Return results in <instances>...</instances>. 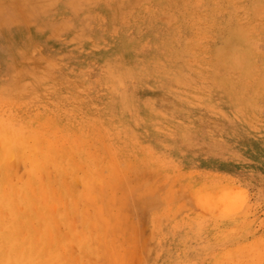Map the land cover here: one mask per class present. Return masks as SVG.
Here are the masks:
<instances>
[{
	"label": "rangeland",
	"instance_id": "1",
	"mask_svg": "<svg viewBox=\"0 0 264 264\" xmlns=\"http://www.w3.org/2000/svg\"><path fill=\"white\" fill-rule=\"evenodd\" d=\"M262 9L264 0H0V112L95 125L116 151L118 182L102 178L104 195L87 188L73 200L80 211L98 194L102 215L115 211L112 239L90 231L109 248L81 257L82 222L50 223L65 237L75 230L63 243L77 264H264ZM61 132L51 135L59 147ZM77 143L62 147L82 177ZM97 152L100 164L110 158ZM17 165L13 178L26 181ZM63 166L61 187L58 164L39 177L50 193L38 203L53 211L87 190Z\"/></svg>",
	"mask_w": 264,
	"mask_h": 264
},
{
	"label": "bare ground",
	"instance_id": "2",
	"mask_svg": "<svg viewBox=\"0 0 264 264\" xmlns=\"http://www.w3.org/2000/svg\"><path fill=\"white\" fill-rule=\"evenodd\" d=\"M240 29H241V26H240ZM242 30H245V29H242ZM234 57L236 58L235 54H234ZM234 63L237 64L236 62ZM249 67H252V66H249ZM262 75L263 74L261 73V76ZM46 115L47 114H45L44 116H32V115H28L25 113H21L19 115L17 114L13 115V118H10L11 114L0 112V147L3 149L6 147L4 150L9 149L8 152L4 151L6 153L0 152V264H77L79 257L77 255L74 256L72 251L70 252L69 250H67V248L70 247L72 244L69 245L68 242H66L67 244L64 245L63 243L65 241H69L70 239H73L74 233L76 234V232H78L76 236L78 235L77 237H80L82 240L81 241L79 239H76L77 237L74 238L75 241L72 240L74 243L77 242L80 245L81 243L83 244L82 249L79 253L81 257L83 256L84 253H87V254L88 252L102 253L104 252L105 248H109L108 246L103 248L102 247L103 244L100 246V243L98 242L99 239H97L96 241L95 236L93 237L92 235H90V231L92 228L94 227L97 228V226H101L102 232H104L103 234H105L107 237L110 236L109 238L112 239V236L109 235L108 231L111 228V226H113L114 222H117L115 219V215H113L115 211L113 213L110 212L111 216L109 215L105 217L104 215H102L105 208H103L104 204L101 201L102 199L101 200L99 199L98 201L97 195L98 194L101 195L103 192H105L104 191L105 187L104 188L100 187V183L101 185L105 186L104 184H102L103 181L101 182V180H103L102 178H104L105 182L107 181V178L105 177H109L113 179V181L118 182V180H115L117 179L116 178L118 174L117 172L118 170H120L118 168V161L115 160L116 151H114L113 147H110L109 144L106 145V143L103 141L104 137L101 135L100 131L97 130V127L95 125L87 124L86 128H84L79 125H71V124H68L67 122H61L57 118V116H55V114L53 113L51 114V116L49 115L46 116ZM58 124L61 125L62 128H64V132H61L59 135L60 136V139H59L60 147L57 146V144L51 138V135L53 134V132L55 133ZM58 133L59 131H57V134ZM88 139H91L89 141H92L93 144L96 143L95 146L97 147L96 149L97 151L102 150V153H103V148H105V150L108 152L110 158L108 160L106 159L107 161L105 163L103 162L104 161L103 160L102 162L104 164L99 163L100 153L98 156L97 151L91 152L89 151L90 148L86 150V148H84V146L82 145L84 143L82 141L88 140ZM77 141H79V144L77 143ZM65 142L66 143L70 142V144H72V142H76L79 149L83 150L84 153L86 150V154H85L86 158L82 157L79 159V161L81 162L83 161V165L85 166L84 168L85 172L82 174V177L81 175H78L75 172V168H78L81 165V163L80 165L79 164L77 165L76 163L77 161L75 160L72 161V159L70 158L67 159V157L70 155V149L62 147V145L65 144ZM73 147H77V146H73ZM101 158L103 159V156ZM75 159L77 160L78 158H75ZM15 162L24 168L22 169L23 171H25L27 175L26 181L20 182L21 176L19 180L13 178L12 171L14 170ZM61 163L63 164L66 163V164L65 166H63ZM51 164H58V167H59L58 170L56 169L54 172L52 171L55 179L56 177L62 174L60 170H62V166H63V168L69 170L68 174L66 175H68L72 181L75 179L74 177V173H75L76 176L78 175V179L82 181L84 185L83 189L90 188L92 192L94 191V193H98L96 194V197H93V198L91 197L92 199L90 198L86 199L88 203L84 202L85 205L84 204L83 205L87 207L83 208L82 206L81 208L83 209L80 211H77L73 200L75 201L74 198L78 199L82 195L86 197L85 192L87 193L89 189L85 190L84 194L82 193V191H80L79 194L81 195L79 196L78 195L75 196L73 193H71L70 196L67 195L66 199L71 202L64 203L65 205L64 207L61 206V203H60V201H62L63 199L61 197H57V199L59 200L58 201L54 197V193L51 194L50 197L54 198L53 200L56 199L59 202L58 205L62 207L61 209L58 208L57 211L56 210L53 211L51 209V206H48V204L46 205L45 203L42 202L44 206L42 204L41 206L40 203H38L39 201H41L40 198L50 193L49 192L50 189L47 190L45 188L47 183L46 182L44 183V179L42 180L41 178L40 179L42 181H40L39 177H42V173L45 170L49 169L48 166H51ZM103 166H104V169L106 170V173H102L101 169H99L101 167L103 168ZM65 169H63V172L65 171ZM46 173L49 174L50 172L47 171ZM17 174L18 173H16V175ZM79 176L81 178H79ZM50 178L51 177H49V179ZM56 182L58 183V184H55L56 186L57 185L59 187L62 186L61 184L62 181L59 182L56 179ZM63 182H66V181L64 180ZM94 188L97 191H95ZM111 189L113 190V188ZM18 190L21 191L23 195L19 197V199L16 198V201H15L12 199L11 196L17 195L16 193H13V192L18 191ZM61 193L64 194V192H61ZM59 195L62 196L61 194ZM100 195H99L100 198L104 197ZM110 195H108L109 200L111 198ZM89 196L90 195L87 193V197ZM84 197H81V198L83 199ZM46 199L47 198H45V201H47ZM79 200L81 199L79 198ZM114 200H115L114 202L116 203L118 198L117 200L116 198H114ZM58 202H56V204L54 203L57 207H59L57 205ZM111 203L112 201H110L109 204ZM56 206L55 208H57ZM106 209H107V206H106ZM59 216H62V217L60 218ZM89 216H91V218H89ZM58 217H59V220L61 219L60 221H57ZM72 217H74L75 219L78 218L82 222L81 224L83 225L82 228L84 229V232L81 231V229L80 231L72 230L75 225L74 223L71 222L73 224L72 226L73 228L72 227L69 228L68 233L72 235V237L71 238L70 236L65 237V233L67 232H64L61 230H59L60 232H58L59 228L57 225H55V223H57L58 225L60 223V225L68 229V227L71 226L70 218ZM54 221H55L54 223L55 229L53 227L51 228L52 224H50ZM90 222H92V224H90ZM70 229L75 232L74 233L70 232ZM98 237L96 236V238ZM107 237L106 239H108ZM92 238H94V240ZM106 254H107V251H105L104 255L100 254V256L102 255L105 256ZM110 255L112 258L114 255L113 252H111ZM109 256L107 258H109ZM103 261L104 259L102 260V262ZM94 263L97 264L99 262H94Z\"/></svg>",
	"mask_w": 264,
	"mask_h": 264
}]
</instances>
